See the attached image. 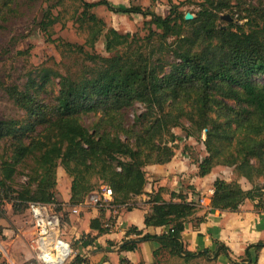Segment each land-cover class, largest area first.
Masks as SVG:
<instances>
[{
    "label": "trees",
    "instance_id": "trees-1",
    "mask_svg": "<svg viewBox=\"0 0 264 264\" xmlns=\"http://www.w3.org/2000/svg\"><path fill=\"white\" fill-rule=\"evenodd\" d=\"M81 3L83 11L78 19L90 32L86 45L95 50L98 38L106 31L110 55L104 57L85 51L83 45L53 38L56 18L50 9L37 22L48 42L67 52L86 54L95 68L77 77L57 73L60 88L53 103L41 99L50 80L49 69L44 70L41 83L30 79L24 90L9 87L10 96L25 116L0 120V143L5 146L0 155V219L5 217L6 211L1 209L5 199L15 211L26 210L30 202L57 203L62 210L56 197L60 166L72 179L71 205L81 204L98 186H107L113 191L114 204L133 208L131 201L145 192L146 166L174 158L179 139L173 131L176 127L188 130L192 137L205 131L207 156L195 162L201 177L215 166L226 165L253 184L256 178L264 181V84L254 81L264 77V11L257 12L261 24L246 30L234 22L228 28L218 25L220 14L230 7L224 1L205 0L191 21L177 5L163 17L140 5L122 8L108 0ZM98 6L150 17L145 24L152 23L161 32L152 31L145 38L120 33L91 12ZM170 38L174 39L169 42ZM164 46L171 48L174 58L169 70ZM158 47L161 55L155 59ZM137 102L145 111L133 125L126 126L123 112ZM83 113L100 115L93 130L80 122ZM21 172L27 178L14 189L15 177ZM213 191V209L237 211L250 200L258 212H264V184L245 189L238 181L217 178ZM164 192L160 188L150 195L152 210L145 223L169 230L151 235L131 227L128 232L141 237L126 241L122 250H134L138 242L153 239L160 244L156 255L167 253L186 261L209 259V249L191 252L182 239L185 223L198 211L196 203L175 192L167 201ZM97 222L92 221L93 229L110 230L105 227L108 222L103 227ZM88 244L90 241H82V245ZM216 244L214 259L224 254L232 264H258L253 251L258 258L264 248V241H259L234 260L228 247L219 241ZM74 262H81V258L75 257Z\"/></svg>",
    "mask_w": 264,
    "mask_h": 264
},
{
    "label": "rangeland",
    "instance_id": "rangeland-1",
    "mask_svg": "<svg viewBox=\"0 0 264 264\" xmlns=\"http://www.w3.org/2000/svg\"><path fill=\"white\" fill-rule=\"evenodd\" d=\"M96 2L100 0H86ZM116 7L127 8L131 5H140L144 8H150L163 17L169 15L171 8L175 5L183 13H192L194 19L198 16L199 11L205 4V0H108ZM229 3V9L220 14L218 25L228 28L231 22L242 25L246 30L250 27H256L261 24L257 16L258 11H264V0H216ZM50 9L55 23L52 27L53 38H61L64 41L83 45L85 51L97 53L101 56L108 57L110 54L106 51L105 33L98 38L95 50H92L86 41L89 37V28L86 24L78 19L83 11L81 0H0V120L22 119L25 111L20 108L12 99L9 93V87L18 86L24 90L30 79L42 82L44 70L49 69L50 80L44 88L41 99L47 103L55 102V97L59 92L60 74H72L77 77L88 73L95 68L94 64L87 58L86 54L67 52L59 48L56 44L48 42L46 36L40 31L36 24L42 20L45 12ZM91 12L98 15L106 22L107 27H113L120 33H136L139 37L145 38L155 31L160 33L161 30L150 23V17L145 18L141 14H123L110 11L106 6L93 8ZM229 15L232 21L223 19V16ZM193 19V20H194ZM191 21V20H190ZM174 38H170L171 42ZM158 45L159 42H156ZM164 56L169 63L174 62L171 48L164 46ZM148 50L145 51H149ZM161 51L158 52L155 59L160 57ZM254 81L264 84V77L258 76ZM145 111L144 105L135 103L133 106L124 110V124L133 125L135 119ZM100 118L99 114L83 113L80 116V122L87 128L93 130L96 121ZM186 127L189 123L184 121ZM173 131L179 136L177 141L176 154L185 155L193 162H199L207 156V151L203 141L206 138L205 131L202 135L196 134L195 137L188 136V130L182 127H176ZM3 143H0V155L4 153ZM215 170L216 176H221L227 181H238L245 189L253 188L254 184L262 186V178H256L254 184L246 178L241 177L233 166L218 165ZM26 171V170H25ZM26 175L22 172L15 177L13 183L14 189L18 188L26 180ZM1 179V175H0ZM71 178L68 176L63 167L57 170V188L56 197H62L71 190ZM96 190H101L97 187ZM201 202V200H200ZM1 209H5L6 203L12 205L6 199ZM15 211V210H14ZM66 219V218H65ZM75 248V243L72 244ZM30 248V247H29ZM31 251V250H30ZM32 253V252H31ZM12 264V263H11ZM29 264H39L33 253ZM196 264H207L204 258L196 261Z\"/></svg>",
    "mask_w": 264,
    "mask_h": 264
},
{
    "label": "crops",
    "instance_id": "crops-1",
    "mask_svg": "<svg viewBox=\"0 0 264 264\" xmlns=\"http://www.w3.org/2000/svg\"><path fill=\"white\" fill-rule=\"evenodd\" d=\"M145 171L148 179L145 192L131 201L133 208L121 206L118 211L112 212L82 206L81 212L74 214L70 189L62 199H57L66 213V239L75 243L74 254L66 264H196L201 258L207 264H232L224 254L214 259L213 252L218 247L216 241L230 249V256L234 260L244 256L248 246L264 241V212H258L254 202L247 200L237 211L212 208L211 191L218 178L215 170L201 177L198 163L185 155L176 154L170 162L148 165ZM160 188L165 190L163 197L167 201L172 200L171 193L175 192L182 193L188 202L196 203L198 211L185 223L182 239L185 248L191 252L209 249V259L200 257L186 261L167 253L156 255L160 244L153 239L138 242L134 250H122L126 241L141 237L128 232L131 227L151 235H162L169 230V227L147 226L145 223L146 215L152 210L148 203L150 195ZM201 199H204L203 204ZM173 201L180 200L174 198ZM5 211V217L0 219V263L29 264L32 258L29 241L34 233L29 212L27 209L14 211L9 203H6ZM95 219L100 227L112 219L113 227L106 232L93 229L91 223ZM86 240L90 244L82 245V241ZM253 254L258 264H264V248L258 258L254 251ZM77 256L81 258L79 263L74 262Z\"/></svg>",
    "mask_w": 264,
    "mask_h": 264
},
{
    "label": "built area",
    "instance_id": "built-area-1",
    "mask_svg": "<svg viewBox=\"0 0 264 264\" xmlns=\"http://www.w3.org/2000/svg\"><path fill=\"white\" fill-rule=\"evenodd\" d=\"M211 192L213 194L214 191ZM203 201L204 199H201V204L204 203ZM82 206L112 212L120 208L114 204L113 191L107 186L91 192L81 204L72 207V212L79 214ZM58 208L57 203L30 202L28 204L27 210L34 229L29 247L39 264H66L74 254L72 243L66 239V213ZM105 227L111 229L112 222L106 223Z\"/></svg>",
    "mask_w": 264,
    "mask_h": 264
},
{
    "label": "water",
    "instance_id": "water-1",
    "mask_svg": "<svg viewBox=\"0 0 264 264\" xmlns=\"http://www.w3.org/2000/svg\"><path fill=\"white\" fill-rule=\"evenodd\" d=\"M185 19L190 21L194 19V16L192 15V13H187ZM223 19H226L227 21H232V18L229 15L223 16Z\"/></svg>",
    "mask_w": 264,
    "mask_h": 264
}]
</instances>
